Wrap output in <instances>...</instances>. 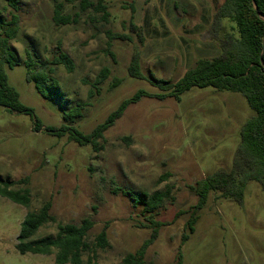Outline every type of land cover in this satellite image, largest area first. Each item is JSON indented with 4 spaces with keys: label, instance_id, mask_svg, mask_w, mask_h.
Masks as SVG:
<instances>
[{
    "label": "rangeland",
    "instance_id": "rangeland-1",
    "mask_svg": "<svg viewBox=\"0 0 264 264\" xmlns=\"http://www.w3.org/2000/svg\"><path fill=\"white\" fill-rule=\"evenodd\" d=\"M89 1L97 5L99 0ZM223 1L104 0L107 19L95 6L83 12L76 1L63 12L76 23L57 26L52 0H17L20 32L11 46L19 63L7 68L8 82L42 128L34 130L30 115L0 106V178H28L11 189L26 187L31 195L29 207L0 196V264H56V251L22 255L16 249L26 214L45 202L51 203L55 221L33 240L55 238L59 224L88 219L93 251L83 256V264L89 259L90 264H123V257L150 237L145 202L168 187L171 197L152 213L161 226L144 264H174L179 257L183 264H264V191L255 181L246 184L240 203L209 193L193 232L187 227L198 203L193 188L216 171L233 169L240 130L253 115L247 101L213 87L170 95L174 89L151 84L154 79L174 84L197 61L219 53L209 29ZM3 8L7 17L6 0H0ZM223 25L226 30L232 23ZM27 52L46 64L48 97L27 81ZM136 52L144 79L129 74ZM61 54L72 61V71L55 62ZM103 69L109 76L97 85ZM137 92L143 95L107 127L98 150L95 144L70 141L71 131L91 134ZM80 105V116L71 119L68 112ZM47 127L63 131L52 135ZM105 227L110 248L98 249L95 237Z\"/></svg>",
    "mask_w": 264,
    "mask_h": 264
},
{
    "label": "trees",
    "instance_id": "trees-1",
    "mask_svg": "<svg viewBox=\"0 0 264 264\" xmlns=\"http://www.w3.org/2000/svg\"><path fill=\"white\" fill-rule=\"evenodd\" d=\"M10 8L8 16H4L5 8L0 9V106L24 113L34 118V130L42 128V122L33 116L30 108L21 103L18 92L9 84L7 68H13L19 63L17 53L13 50L11 42L20 32V17L18 14L17 0H6ZM54 5L53 22L57 26L76 23L70 15L64 14L67 4L78 1L84 12L91 6L103 12V18L107 19L109 12L104 0H99L97 5L89 0H52ZM232 23L229 29L224 30L223 21ZM131 29L138 32L139 28L131 24ZM209 34L213 42L219 46V53L210 60H199L189 68L185 74L174 84L164 80H151V84L163 91L174 89L171 94H179L197 87H213L219 90H228L240 93L247 101L253 115L240 130V144L236 152V158L232 171H216L200 181L193 190L198 197V203L194 207L192 216L187 223L190 232L198 219L197 213L206 203L209 193L214 192L220 197L242 201L243 191L250 181L257 182L264 191V0H224L212 18ZM141 36V35H140ZM115 39H129V36L115 34ZM141 38V37H140ZM57 64L64 65L68 71H72V61L66 54L55 58ZM25 66L28 70L27 81L34 82L36 90L45 98L48 97V72L46 64L39 63L29 52ZM131 77L144 79L141 71L139 54L136 52L129 66ZM109 76V70L103 69L96 84H102ZM57 85V84H54ZM143 95L137 92L132 99L122 102L117 111L113 112L104 124L99 125L89 135H83L77 130L71 131L70 141L81 145L95 144L102 137L103 132L117 118H119L129 103L138 100ZM163 96H157L163 98ZM81 106L68 112L71 119L81 114ZM46 130L52 135L60 134L63 130L56 131L53 127ZM70 130V129H69ZM61 135V134H60ZM28 178L12 182L0 178V196L13 203L29 207L31 195L28 189H11L15 184H26ZM171 187L163 192L153 193L145 202V212L149 213L147 220L152 229L150 237L134 253L126 254L123 264H144L148 248L158 238L161 224L153 219L152 213L171 197ZM51 203L45 202L40 210L28 212L21 223L16 249L22 255L31 253L34 255H51L56 251V264H83V256L89 255L93 249L87 238L93 227V222L84 220L81 224H59L55 238L47 237L33 240L37 231L47 223L54 222L51 215ZM188 235L182 236L185 242ZM95 247L98 249L110 248L108 242L107 227L95 237ZM89 259L87 264H90ZM174 264H183L181 257Z\"/></svg>",
    "mask_w": 264,
    "mask_h": 264
}]
</instances>
